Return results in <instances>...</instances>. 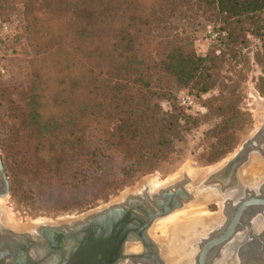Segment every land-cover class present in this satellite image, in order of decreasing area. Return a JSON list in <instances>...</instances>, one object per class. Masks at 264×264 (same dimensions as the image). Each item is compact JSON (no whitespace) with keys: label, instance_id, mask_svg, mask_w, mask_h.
I'll use <instances>...</instances> for the list:
<instances>
[{"label":"trees","instance_id":"trees-1","mask_svg":"<svg viewBox=\"0 0 264 264\" xmlns=\"http://www.w3.org/2000/svg\"><path fill=\"white\" fill-rule=\"evenodd\" d=\"M16 2L35 59L28 96L11 118L40 129L41 166L57 170V195L67 197L172 165L197 120L154 100L175 106L171 83L202 95L215 89L220 56H199L179 33H153L200 19L219 24V39L232 46L264 31V0H0V14ZM216 110L224 120L209 136L221 131L212 162L233 151L243 117L235 104Z\"/></svg>","mask_w":264,"mask_h":264},{"label":"rangeland","instance_id":"rangeland-1","mask_svg":"<svg viewBox=\"0 0 264 264\" xmlns=\"http://www.w3.org/2000/svg\"><path fill=\"white\" fill-rule=\"evenodd\" d=\"M13 5L6 7L0 14V157L10 185L9 195L5 199H0V209L6 214L5 222L19 231L34 230L43 222L51 225L72 223L119 203L129 195L140 193L146 185H149L152 191H158L173 185L185 176L195 180L205 179L232 159L263 124L264 95L261 94V90L264 80V31L263 38L247 34L243 43L227 46L226 38L219 39L217 32L219 24L214 28V23L198 19L188 23L178 21L171 26L166 25V29L161 28L159 34L153 33L152 36L158 35L162 38L179 33L181 39L193 42L199 56L206 57L214 52L220 56L214 69L217 84L212 92L202 95L197 88H178L171 83L169 84L171 93L177 98L175 106L165 100H154L161 106L163 112L182 113L185 118L197 120L191 132L187 134L186 141L178 145L180 153L175 157L174 163L160 171L132 176L126 183L120 181L117 186L103 188L92 186L93 188L82 189L71 197L57 195V170L44 172L41 166L44 159L41 155L42 145H45V140L39 133L40 129L36 126L24 127L26 125L15 124L11 118L15 110L19 112L17 106H23L28 96L31 82L28 70L33 69L35 59L23 33V26L26 24L24 12L20 10L22 6L18 2ZM262 17L264 18V13ZM259 54L262 56L260 60L257 58ZM184 94L195 97L197 101L195 109L186 111L179 105V99ZM205 103L208 104V109L205 108ZM229 104H235L243 113L233 135L235 147L222 160L212 162L214 158H211L208 151L212 145L218 144L221 139L218 134L221 131H217V135L213 137L212 132L218 126L222 127L221 123L224 120L216 109ZM16 127L19 128L15 131ZM36 147L40 152L35 158ZM16 169L20 176L17 175ZM247 169L246 166L244 169L246 173ZM191 171L194 172L193 177L190 175ZM248 179L250 178L246 174L243 181ZM197 203L188 207L191 208ZM203 209L204 216L198 217L204 221L205 227L220 221L217 212L221 208L216 204H206ZM198 217L188 218L190 220H183L184 222L181 221L178 225L192 227L199 223ZM167 218L157 221L156 225ZM156 225L151 229L150 236L160 244L164 240L167 241V232ZM195 239L186 244L188 247L181 248V251H178L180 246L175 247L174 252H171L173 256L171 263L190 264L195 253L191 248ZM133 249L139 251L141 247L136 245Z\"/></svg>","mask_w":264,"mask_h":264},{"label":"water","instance_id":"water-1","mask_svg":"<svg viewBox=\"0 0 264 264\" xmlns=\"http://www.w3.org/2000/svg\"><path fill=\"white\" fill-rule=\"evenodd\" d=\"M263 145L264 120L254 137L246 141L232 159L201 182L196 183L193 178L185 176L158 191H152L149 185H146L140 193L129 195L123 201L110 205L97 214L63 224L59 231L57 230V264H121L127 260L145 258L143 255L127 256L125 249L129 245H138L142 250L151 246L160 253L162 259L159 264H168L163 256L162 245L153 241L149 235L151 229L157 221L199 202L207 191H212L215 195L213 200L220 203L221 215L227 219L232 215L233 222L221 238H214L211 232V236L203 241L199 263L207 264L209 254L229 241L236 224L246 217L248 209L257 205L256 203L264 205V201L247 200L249 189L246 181L242 179L249 156L253 153L262 154ZM0 172L6 184V191L0 197L6 198L10 185L1 158ZM44 234V231H39L31 240L41 241V235ZM52 242L53 240L49 239L48 243ZM115 244L118 248H115ZM112 250H117L119 255H112ZM103 260L105 262H102ZM197 260L195 258V261Z\"/></svg>","mask_w":264,"mask_h":264},{"label":"flooded vegetation","instance_id":"flooded-vegetation-1","mask_svg":"<svg viewBox=\"0 0 264 264\" xmlns=\"http://www.w3.org/2000/svg\"><path fill=\"white\" fill-rule=\"evenodd\" d=\"M255 134L256 133H254L250 139L254 137ZM1 162L4 168L2 159ZM263 167L264 145L262 148V154L253 153L249 156L247 161V175L250 178L246 181L249 189L247 200L252 202L253 200L259 202L264 201ZM229 185H225V187H231ZM232 186L234 187V185ZM5 191L6 184L0 172V195ZM0 199L5 198L0 197ZM207 204H216L218 207H221L220 203L216 200L210 201ZM256 204L257 205H252V207L248 209L249 211H247L246 217L239 220L236 224L234 233L229 238V241L209 254V261L207 264H264V205H261V203ZM100 211L94 212L90 215L97 214ZM217 216L220 217L219 223L213 228L208 229L209 231L204 235L200 234L199 240L197 239L198 241L196 240L194 244H192L191 248L195 250V253L193 255L194 260L192 257L190 264H200V253L203 241L207 239L209 235L211 236V232L212 235H214V238L219 239L231 228L233 222L232 215L227 219L221 215L220 209L219 212H217ZM5 219V212L0 209V264H57V230L59 231L63 224L51 225L43 222L38 224L34 230L24 229L23 231H19L11 224L8 225L5 222ZM39 231H44L45 233L44 235H41L43 240H31L32 236L37 235ZM59 235L61 236V233H59ZM46 238H48L47 241ZM49 239H51V241L53 240L52 244L48 243ZM135 246L136 245L127 246L125 254L129 257L143 255L145 258L142 260H127L121 264L160 263L162 258L160 259V253H158L157 250L148 246L146 250H142L141 248V250H139L140 252L132 251L131 249ZM51 247L53 249H51ZM115 248H118L116 244ZM34 253H36V256L33 255ZM118 253L117 250H112V255H117ZM59 258L61 259V256ZM195 258L198 260L195 261ZM102 262H105V260Z\"/></svg>","mask_w":264,"mask_h":264},{"label":"bare ground","instance_id":"bare-ground-1","mask_svg":"<svg viewBox=\"0 0 264 264\" xmlns=\"http://www.w3.org/2000/svg\"><path fill=\"white\" fill-rule=\"evenodd\" d=\"M193 171H195V170H193ZM246 174H247L246 172L242 173V177H243L242 179L245 178ZM190 175L193 177L194 172L191 171ZM193 179L196 183L201 182L203 180V179L195 180V178H193ZM214 197H215V195L212 191H207L205 193V196L196 205H193L191 208L188 207L189 209H187V207H186L185 208L186 210H183L182 212H178L176 214H173L172 216L168 217L166 220H164L162 223H160L158 225L155 224L158 228H162L165 230V232H167V234H166V238H167L166 240L167 241L164 240L160 244L163 247V256L167 260L168 264H173V263H171V259L173 258V256L171 255V252H174L175 247L180 246V250H178V251H181L182 250L181 248L188 247V245H186L187 243L189 244L194 238H196L195 241L197 239L199 240L200 234L204 235L206 232H208V229L213 228L217 223H219V221H218L215 225L205 227V224H203L204 221H201L200 220L201 217L200 218L198 217V216H201L204 214V212H205V209H203L204 205H206L208 201L213 200ZM200 207H203V208H200ZM205 208H206V206H205ZM196 216L199 218L198 224L197 223H195V225L192 224L193 225L192 227H189L187 225H182V226L178 225L179 222L186 220L188 218L192 219L193 217H196ZM206 217H207V215L205 216V218ZM208 217H210V216H208ZM188 220H190V219H188ZM208 224H209V222H208ZM174 225H176V226H174ZM172 226H174V228ZM130 248H132V247H130ZM131 250L135 251L136 248H135V250L133 248ZM182 254H184V252ZM33 255L36 256V253H34ZM39 255H40V252H39Z\"/></svg>","mask_w":264,"mask_h":264},{"label":"built area","instance_id":"built-area-1","mask_svg":"<svg viewBox=\"0 0 264 264\" xmlns=\"http://www.w3.org/2000/svg\"><path fill=\"white\" fill-rule=\"evenodd\" d=\"M179 105L186 111H189L196 108L197 101L194 96L190 94H184L179 99Z\"/></svg>","mask_w":264,"mask_h":264}]
</instances>
